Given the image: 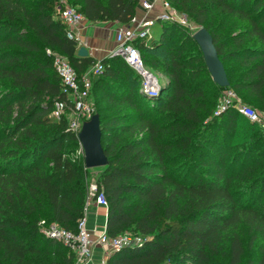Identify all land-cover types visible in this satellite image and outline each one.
Returning a JSON list of instances; mask_svg holds the SVG:
<instances>
[{"label":"trees","instance_id":"trees-1","mask_svg":"<svg viewBox=\"0 0 264 264\" xmlns=\"http://www.w3.org/2000/svg\"><path fill=\"white\" fill-rule=\"evenodd\" d=\"M59 1L0 0V264L73 263L70 250L38 225L45 219L75 230L88 184L82 159L64 149L78 139L70 107L58 120L50 114L66 95L47 49L66 56L78 74L97 58L77 54ZM65 1L89 21L122 24L139 5ZM168 1L210 32L228 87L264 109V0ZM192 34L156 18L151 40L135 41L145 65L168 79L154 93L140 88L139 74L117 55L102 57V71L90 80L107 103L98 108L107 156L97 176L107 200L105 232L143 237L105 264H220L228 229L244 222L264 237V129L231 105L208 117L212 102L203 81L194 80L192 62L218 89L227 87L213 80ZM187 40L198 57L185 54ZM229 59L235 67L225 65ZM228 240L227 264H240L242 239L233 231ZM253 264H264V244Z\"/></svg>","mask_w":264,"mask_h":264},{"label":"built area","instance_id":"built-area-1","mask_svg":"<svg viewBox=\"0 0 264 264\" xmlns=\"http://www.w3.org/2000/svg\"><path fill=\"white\" fill-rule=\"evenodd\" d=\"M158 1L162 6V11L156 17L147 15L138 17L134 15L129 23L117 30L115 35L116 44L109 54L110 56H121L139 74L141 79L140 88L149 93L156 92L160 87V83L156 74L145 65L135 41L137 39L144 42L151 40L152 25L156 18L179 23H185L186 20V14L176 9L168 0H139V7L147 14L148 11L155 7ZM60 17L66 24L68 36L79 41L76 30L84 16L73 6H63L60 9ZM47 52L52 55L53 66L60 78L62 91L66 95V99H56L54 101L50 114L59 118L66 108L70 107L69 128L78 136L83 123L91 116L92 108L88 103L89 76L100 73L103 69V64L101 59H97L85 72L78 74L68 62L66 56L50 49H47ZM228 94L233 96L235 92L230 89ZM228 103L229 98L224 97L220 100L216 114L227 108L229 106ZM236 107L239 112L247 116L251 121L261 122V116L252 106L239 103ZM80 115L85 116V119L81 121ZM94 204L107 206L106 196L96 180L87 184L82 215L77 220L75 230L62 227L55 221L48 222L45 219H41L38 222L39 229L45 236L54 238L70 250L73 255L72 264H85L88 262L92 257L95 242L104 245L107 248V255H109L123 246L137 244L143 240L140 234L124 232L111 236L105 231L100 233L97 239L94 240L91 237V230L87 226V215Z\"/></svg>","mask_w":264,"mask_h":264},{"label":"rangeland","instance_id":"rangeland-1","mask_svg":"<svg viewBox=\"0 0 264 264\" xmlns=\"http://www.w3.org/2000/svg\"><path fill=\"white\" fill-rule=\"evenodd\" d=\"M59 6L58 8H60L61 6H73L71 3L63 0V1H59ZM175 7V6H174ZM176 8V7H175ZM177 9V8H176ZM58 10V9H57ZM186 14V13H185ZM218 18V16H217ZM177 22V21H175ZM183 26L186 27L187 31L189 33L191 32H195L198 29V25L197 23L192 20L191 18H189V16L186 14V20L185 23H181ZM223 34H225V30H222ZM177 39V37H176ZM180 39L178 38L177 41H179ZM185 54L187 55H191L193 57H198L200 53V50L198 48L197 45H194L191 43V41H186L185 44ZM193 67L197 68L195 71V77L194 80H202L203 81V85L205 87L206 93H205V97L210 99L212 102V111H209L208 117L216 115V110L218 108V104L219 101L222 100L224 97L225 98H229V106H233V108H235L237 110V105L239 103L241 104H247L252 106L254 109H256V111L258 112V114L261 116V122H257L263 129H264V109L260 108L254 99H249V101H245L243 100V98L237 94L235 92V95L230 96L228 94V91L232 88L228 87V85L226 86V89H218L213 83H211L209 81V78L207 77V74L204 72L203 67L201 66V64H199V62H192ZM225 65L227 67H235L236 66V61L229 59L227 61H225ZM200 66V68H199ZM149 70H151L154 74H156L159 83L163 84L165 82H167V77L161 73L158 70H154L148 67ZM95 76V74H91L89 76V79L92 81V78ZM211 79V78H210ZM209 90V91H208ZM213 94V95H211ZM88 103L91 106V116L93 114H97L99 113L98 108L99 107H104L106 106V102L100 97L99 92H94V90L92 88H90V92H89V97H88ZM228 106V107H229ZM125 112H129L131 109H129V107H124L123 109ZM238 111V110H237ZM90 116V117H91ZM54 117V116H53ZM68 121H70L71 116L68 115ZM206 117V118H208ZM55 119L58 120V118L54 117ZM80 120H84L85 116L80 115L79 116ZM90 118H88L89 120ZM64 149L66 150V152L74 157L75 159L79 160L82 159V161L84 162V153H83V148L82 145L79 141V139H74L71 142H65L64 143ZM199 152L203 151V148H197L196 149ZM196 150H194V155L196 154ZM264 151V147L262 149ZM197 152V153H199ZM232 152V151H231ZM227 161L225 162V166H228V158L226 159ZM177 165L176 168L178 170L184 171L185 168L187 169L186 163H175ZM196 165H192L191 169H193L194 167H196ZM87 170V178H86V182H90L93 180L97 181V176L98 173L100 172V170L103 168V166H95V167H85ZM190 168V167H188ZM233 231H237L238 234L240 235L245 251H244V255L242 257V260L240 262V264H253L257 258L260 255V250H261V246L264 244V237L262 235H260L259 233H254V231H251L250 227L244 223V222H240L237 227L235 228H230L228 229L223 236V240H222V249L221 252L217 255L216 259L219 261L220 264H227V253H228V245H229V236L231 235V232ZM133 234V233H132ZM252 237L254 238L251 242V244L249 243L250 238Z\"/></svg>","mask_w":264,"mask_h":264},{"label":"crops","instance_id":"crops-1","mask_svg":"<svg viewBox=\"0 0 264 264\" xmlns=\"http://www.w3.org/2000/svg\"><path fill=\"white\" fill-rule=\"evenodd\" d=\"M162 11V6L158 1L155 7L145 14V11L138 5L135 15L142 17H156ZM118 21H89L84 18L76 30L79 36L77 49L83 45L87 50V55L97 59L108 56L116 44L115 35L118 29L125 26ZM107 217V206L94 204L87 215V226L91 230V237L95 240L98 235L105 231ZM107 248L95 242L91 259L85 264H105L107 258Z\"/></svg>","mask_w":264,"mask_h":264},{"label":"water","instance_id":"water-1","mask_svg":"<svg viewBox=\"0 0 264 264\" xmlns=\"http://www.w3.org/2000/svg\"><path fill=\"white\" fill-rule=\"evenodd\" d=\"M192 36L202 52L206 66L213 80L220 86H227L228 79L226 71L218 56L210 32L206 28L200 26L193 32ZM77 54L86 56V48L83 45L79 46ZM78 139L83 148L85 167L104 166L107 163V156L101 144L100 120L97 114H93L89 120L83 123L78 133Z\"/></svg>","mask_w":264,"mask_h":264}]
</instances>
